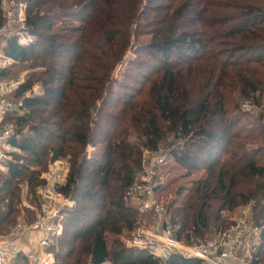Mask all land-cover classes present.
Segmentation results:
<instances>
[{
  "label": "trees",
  "instance_id": "trees-1",
  "mask_svg": "<svg viewBox=\"0 0 264 264\" xmlns=\"http://www.w3.org/2000/svg\"><path fill=\"white\" fill-rule=\"evenodd\" d=\"M21 1L36 42L8 41L17 64L0 79L29 72L17 95L36 84L44 93L10 118L28 134L14 141L23 155L0 171L1 235L34 222L22 184L37 198L41 171L64 159L60 192L75 207L57 264H199L124 243L140 224L125 197L143 155L173 136L170 163L184 174L168 210L182 240L227 229L225 215L242 206L264 218V121L241 108L264 98V0ZM256 258L264 264V236Z\"/></svg>",
  "mask_w": 264,
  "mask_h": 264
},
{
  "label": "built area",
  "instance_id": "built-area-1",
  "mask_svg": "<svg viewBox=\"0 0 264 264\" xmlns=\"http://www.w3.org/2000/svg\"><path fill=\"white\" fill-rule=\"evenodd\" d=\"M10 39H15L23 47L36 42L27 24V5L18 0H1L0 72L17 64V60L5 51ZM25 81L24 76L18 80L0 79V171L4 173L16 155H23L14 141L28 134L27 130L19 132L10 118L24 115L26 102L44 93L43 86L36 84L18 96ZM241 108L244 113L262 117L264 121V98L247 100ZM170 140L177 142L175 136ZM176 149L178 145L171 143L167 149L160 148L155 154L144 153L142 168L135 174L125 197L126 204L140 216L138 229L129 237L126 246L146 251L162 262L178 256L199 264H255L263 242L264 218L257 221L253 205L242 206L230 213L231 225L207 239L191 238L186 242L179 237L167 205L159 198L167 186L164 169ZM70 173L71 164L64 159L50 163L46 171H41L40 179L44 185L37 192L39 204L35 208L28 207L35 214V220L33 223L20 220L7 235L0 234V264H15L20 255L27 258V264H57L65 215L75 207L74 201L60 192ZM262 207L264 209V202ZM36 237L33 249L26 252L22 241Z\"/></svg>",
  "mask_w": 264,
  "mask_h": 264
},
{
  "label": "rangeland",
  "instance_id": "rangeland-1",
  "mask_svg": "<svg viewBox=\"0 0 264 264\" xmlns=\"http://www.w3.org/2000/svg\"><path fill=\"white\" fill-rule=\"evenodd\" d=\"M19 2H22L21 0H18ZM24 3V2H22ZM133 59H136L137 57L136 56H132ZM125 68L122 69V71L124 70ZM144 73H147L148 75L150 73L153 74V71L151 72L150 70L148 69H144L143 70ZM28 73L29 72H24L20 75V78L21 77H25V79H27L28 77ZM18 78V79H20ZM17 79V80H18ZM119 80H123L122 77L119 78ZM127 83H130L129 81L126 80ZM250 117H253V118H257L259 116H255V115H252ZM250 120H254L252 118H247L246 120L242 121L243 123L247 121V123L250 122ZM171 139V138H170ZM166 140L164 143H162L160 145V148H163V149H167L171 143L177 145V142H174L172 140ZM179 147V146H178ZM164 173H165V176H166V180H167V186L166 188L161 192V194L159 195V198L161 201H163L167 207L170 206V204L174 201V191L178 188V186L183 182V180H180L181 176L184 174V170L182 168H178L174 163H170L169 166H166V168L164 169ZM21 195H22V207L26 208V209H29L28 207L31 206L33 208H35L36 206H38L39 202H38V199L34 196H28V188L26 186V184H22V189H21ZM30 210V209H29ZM229 214L230 213H227L225 215V217L227 219H229ZM211 235H213V233H210L207 237H210ZM133 236V235H131ZM126 240H124V243L126 245V242L127 240L129 239L128 238H125Z\"/></svg>",
  "mask_w": 264,
  "mask_h": 264
},
{
  "label": "crops",
  "instance_id": "crops-1",
  "mask_svg": "<svg viewBox=\"0 0 264 264\" xmlns=\"http://www.w3.org/2000/svg\"><path fill=\"white\" fill-rule=\"evenodd\" d=\"M35 239H38V238L37 237L36 238H30V239L28 238V240L22 241V244L21 243L20 244L24 246V249L26 252H30L34 247Z\"/></svg>",
  "mask_w": 264,
  "mask_h": 264
}]
</instances>
